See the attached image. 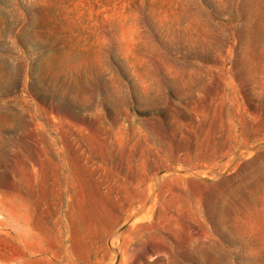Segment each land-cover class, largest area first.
Instances as JSON below:
<instances>
[{
	"label": "rangeland",
	"instance_id": "obj_1",
	"mask_svg": "<svg viewBox=\"0 0 264 264\" xmlns=\"http://www.w3.org/2000/svg\"><path fill=\"white\" fill-rule=\"evenodd\" d=\"M0 264H264V0H0Z\"/></svg>",
	"mask_w": 264,
	"mask_h": 264
}]
</instances>
